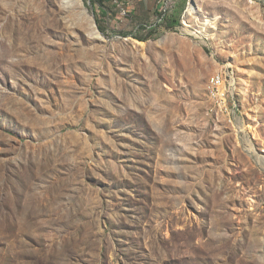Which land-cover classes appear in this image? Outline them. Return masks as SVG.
<instances>
[{
    "label": "rangeland",
    "instance_id": "1",
    "mask_svg": "<svg viewBox=\"0 0 264 264\" xmlns=\"http://www.w3.org/2000/svg\"><path fill=\"white\" fill-rule=\"evenodd\" d=\"M129 7L0 0V264H264V0Z\"/></svg>",
    "mask_w": 264,
    "mask_h": 264
},
{
    "label": "built area",
    "instance_id": "2",
    "mask_svg": "<svg viewBox=\"0 0 264 264\" xmlns=\"http://www.w3.org/2000/svg\"><path fill=\"white\" fill-rule=\"evenodd\" d=\"M132 2V0H113V4L116 6V8L118 9V13L116 19L118 20V23H124V25L126 26H131V28L135 25L133 22V17H132V11L130 9V3ZM107 15V20L108 19V13H106ZM125 21V22H124ZM164 21V13L160 14L159 17L155 18L154 21L152 23L149 24H138L135 25V32H148L151 31L155 28H160L162 27V23ZM220 83H224V81H221ZM224 88H225V83H224ZM213 97L216 98H223L221 96H225L227 95L226 90H217V86L216 88H210V92H209Z\"/></svg>",
    "mask_w": 264,
    "mask_h": 264
},
{
    "label": "bare ground",
    "instance_id": "3",
    "mask_svg": "<svg viewBox=\"0 0 264 264\" xmlns=\"http://www.w3.org/2000/svg\"><path fill=\"white\" fill-rule=\"evenodd\" d=\"M221 81H224L222 79V75L218 73H214L213 75H211V78L209 79L208 87L216 88L217 86V90H222L223 83H220Z\"/></svg>",
    "mask_w": 264,
    "mask_h": 264
},
{
    "label": "trees",
    "instance_id": "4",
    "mask_svg": "<svg viewBox=\"0 0 264 264\" xmlns=\"http://www.w3.org/2000/svg\"><path fill=\"white\" fill-rule=\"evenodd\" d=\"M98 28L101 30V31H104L103 30V28L100 26V24H98ZM152 33L150 32V33H148L146 36H144V37H138L140 40H145V39H148V38H150L152 35H151Z\"/></svg>",
    "mask_w": 264,
    "mask_h": 264
},
{
    "label": "water",
    "instance_id": "5",
    "mask_svg": "<svg viewBox=\"0 0 264 264\" xmlns=\"http://www.w3.org/2000/svg\"><path fill=\"white\" fill-rule=\"evenodd\" d=\"M96 32H97V34H99V35H100V31L98 30V28H97Z\"/></svg>",
    "mask_w": 264,
    "mask_h": 264
}]
</instances>
